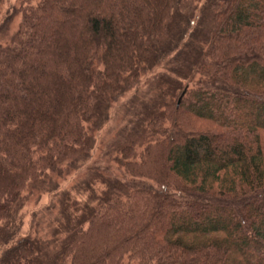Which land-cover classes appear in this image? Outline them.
I'll list each match as a JSON object with an SVG mask.
<instances>
[{"label":"trees","instance_id":"trees-1","mask_svg":"<svg viewBox=\"0 0 264 264\" xmlns=\"http://www.w3.org/2000/svg\"><path fill=\"white\" fill-rule=\"evenodd\" d=\"M0 29V264H254L264 0H22ZM128 88L106 154L118 169L93 163Z\"/></svg>","mask_w":264,"mask_h":264},{"label":"rangeland","instance_id":"rangeland-1","mask_svg":"<svg viewBox=\"0 0 264 264\" xmlns=\"http://www.w3.org/2000/svg\"><path fill=\"white\" fill-rule=\"evenodd\" d=\"M21 5H22V0H3L0 3V28L8 19V16L13 11V8H16V7L18 8ZM12 15L13 17L9 22L10 27L8 31L6 32L7 34L6 37H10L12 34H14L16 30L18 29V26L20 25V22H21V17H22L21 14H16V15L12 14ZM167 64H168V60H162L158 62L157 64H155V66H153L149 70L143 71L142 74L144 77L141 78V83H144L153 74L164 71L165 68L167 67ZM135 91H136L135 88L126 89L121 95V97L113 104L110 110V118L103 125V127L101 128L98 134L97 144L92 152L91 162L98 163L101 165H111L113 166V168L118 169L117 168L118 166L116 164L114 163L110 164L108 162V158H106V154L110 148L109 145L111 144L115 136L118 134L119 129L122 128L127 123L126 116L121 113L119 108L123 103H125L134 94ZM76 174L77 173H72V175L70 176L71 178L66 179L67 181L65 179L64 180L60 179L64 187L70 186L72 182V178ZM53 197H54L53 194L45 192L40 197L35 196L29 199L23 211L24 221H23L22 228L20 231L21 236H29V235L35 234V232L37 231V228L39 227L37 223H35V214H41L43 209H45L47 206H50L51 203L53 202ZM44 229H45V224H42L40 225V228L38 230H44ZM247 254L250 255L249 258L251 259L252 262H254V264L256 263V261L252 260L253 255L258 256L260 258L264 257V252L257 253V254L249 252ZM0 256H1V252H0Z\"/></svg>","mask_w":264,"mask_h":264}]
</instances>
